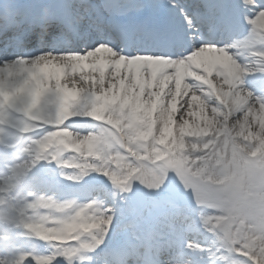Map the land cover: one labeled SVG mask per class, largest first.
<instances>
[{
    "label": "snow or ice",
    "instance_id": "6c2138e0",
    "mask_svg": "<svg viewBox=\"0 0 264 264\" xmlns=\"http://www.w3.org/2000/svg\"><path fill=\"white\" fill-rule=\"evenodd\" d=\"M116 3L0 2V38L20 50L0 70H23L12 88L0 86V116L14 125L0 134V176L22 197L5 221L0 264H100L101 255L103 264H264V0H236L248 33L230 44L208 39L233 27L230 4ZM129 36L147 43H123ZM161 104L163 126L151 118ZM206 110L205 126H193L189 118ZM74 120L97 123L81 133ZM51 166L96 195L81 202L34 190ZM84 224L87 235L74 230ZM201 228L212 247L188 239ZM33 240L52 253L25 251Z\"/></svg>",
    "mask_w": 264,
    "mask_h": 264
},
{
    "label": "bare ground",
    "instance_id": "6f19581e",
    "mask_svg": "<svg viewBox=\"0 0 264 264\" xmlns=\"http://www.w3.org/2000/svg\"><path fill=\"white\" fill-rule=\"evenodd\" d=\"M211 1V0H210ZM0 2H2V0H0ZM155 2V1H154ZM159 8H164L166 7V4H167V1H165L164 3H157L155 2ZM209 3V2H208ZM211 3V2H210ZM161 6V7H160ZM178 24L181 23V21L178 20L177 22ZM3 40V39H2ZM220 44H222L221 42H219ZM29 51H34V49H28ZM235 51L234 53L236 55H239V58L240 59H244L245 56L242 55L240 56V53L241 52H238L236 49L233 50ZM20 53V52H19ZM19 55V54H17ZM15 55H11V58H14ZM48 70H51V66L49 67ZM125 73H127V70L125 69ZM96 75H98V73H96ZM107 75V73H106ZM157 75V78L159 77V73L156 74ZM126 78V76H125ZM3 87L5 88H9L7 85H2ZM158 89H155V88H151V89H146L145 90V93H144V96L142 97V99L145 101V103L147 104V102L151 99H153L149 93L150 92H154V91H157ZM164 93L167 94V89L165 88L164 90ZM184 99V96L183 95H179L176 97V101H177V104H180V101H182ZM170 103V102H169ZM193 110L194 111H200L199 108L197 106H194L193 107ZM202 113V112H200ZM206 113V115H209L210 116V113L206 111L203 112V114ZM178 115V113H177ZM3 119L5 120H8L9 122H11L12 120V116L9 115V114H6L4 113L3 116H1ZM200 117V116H198ZM151 118L155 121L156 124H159L161 126H163L164 123H166L169 119V112L168 110L165 108V106L163 104H161L159 107H156L153 112H152V116ZM191 122L193 121H197V116L195 117L194 119V116L193 117H190L189 118ZM172 124L170 125L171 127V131H172V136L175 137L176 139H179V136H180V131H179V124L175 123V114L172 113ZM69 125L71 126V130L75 131V132H81V133H85L87 131H90L93 129L94 125L97 123V122H94V121H91V120H74V121H69L68 122ZM205 126V123H202L199 125V128H203ZM253 127H256L255 125H253ZM216 128H219V123H216ZM238 131V129L236 130ZM211 134V133H210ZM233 134H236L235 131L233 132ZM172 137H169V139H171ZM237 139L241 140V142H243L242 138L241 137H237ZM67 174H70L72 172V170H66ZM49 175H51L50 177H56L58 178L60 181L63 182V184L65 186H67V183H65L67 180L63 179L59 174L58 172H54V171H48L47 172ZM55 179V178H54ZM6 180V178H5ZM56 180V179H55ZM99 181H102L104 185H107L109 190L111 189V186L108 185V182L106 180H103V178H98V182ZM40 187H43V186H40ZM89 190V188L87 189ZM70 191V190H69ZM42 192L44 193V189H42ZM45 192H48V189H46ZM88 192H86V197L85 196H82V198L78 199L79 201L81 202H85L87 201V199L89 198L87 195ZM94 194H96L95 192H93ZM10 197H13L12 195H10ZM189 208V207H188ZM187 209V208H185ZM35 214V213H33ZM203 231V232H202ZM70 236V235H69ZM188 239H194L196 240L198 243H200L202 246H204L206 249L207 248H210L212 247V242L214 240V237L212 236V234L209 233L208 235V232H206L205 230H203L202 228L200 229L199 232L197 233H194L192 236H189ZM36 241V240H35ZM35 241H32V242H29L27 243V245H34V247H37L38 249H40L41 247H46L48 248V246L50 244H48L47 242H43V241H39V243H36ZM29 245V246H30ZM53 251V250H52ZM80 264H85V263H80ZM222 264V262H221Z\"/></svg>",
    "mask_w": 264,
    "mask_h": 264
},
{
    "label": "clouds",
    "instance_id": "9594fccd",
    "mask_svg": "<svg viewBox=\"0 0 264 264\" xmlns=\"http://www.w3.org/2000/svg\"><path fill=\"white\" fill-rule=\"evenodd\" d=\"M244 55H247V52H244L243 53ZM23 73V70L22 69H12V70H9L8 72H3L2 70H0V75H3L5 77H15L16 79L22 75ZM200 133H203V134H207L206 132H204L203 129H198V132L197 134H200ZM64 143L69 147V150L70 151H79L80 150V145L78 144H74L71 140V138L69 137L68 139H66L64 141ZM91 150V148H90ZM102 149L101 148H97V152L101 151ZM96 158H99L98 156ZM70 167L72 168H77L79 167V165L77 164H72L70 165ZM70 177L72 175V173L68 174ZM213 183H223V181H215L214 179L212 180ZM88 229H89V226L87 224H84V225H77L76 228L74 230L76 231H79L81 234L83 235H87L88 234ZM51 232V230H50ZM51 234L54 236L55 233L54 232H51Z\"/></svg>",
    "mask_w": 264,
    "mask_h": 264
},
{
    "label": "rangeland",
    "instance_id": "374dc122",
    "mask_svg": "<svg viewBox=\"0 0 264 264\" xmlns=\"http://www.w3.org/2000/svg\"><path fill=\"white\" fill-rule=\"evenodd\" d=\"M239 59H240V58H239ZM240 60H244V59H240ZM85 71H87V69H86ZM158 73H159V72H157V74H158ZM199 116H200V117L197 116V121H193V122H191L193 126H197V127H199L200 124H202V123H206V117H207L206 113L203 114V112H202V113H200ZM195 117H196V116H194V119H195ZM233 135L235 136V134H233ZM228 155H230V149L228 150ZM47 168H48V167H47ZM49 168H50V167H49ZM131 199H133V200H138V199H143V198H140V197H132ZM182 199H183V205H184L185 208H188V207L191 206V200H190V198H188V197H183ZM194 218H195V216H194ZM202 232H203V231H202ZM208 235H209V233H208ZM70 239H71V238H70ZM77 261H78V258H75V262H77ZM222 264H223V262H222Z\"/></svg>",
    "mask_w": 264,
    "mask_h": 264
}]
</instances>
